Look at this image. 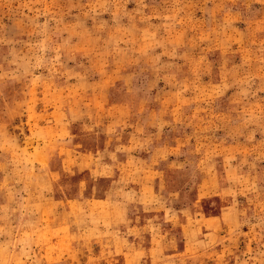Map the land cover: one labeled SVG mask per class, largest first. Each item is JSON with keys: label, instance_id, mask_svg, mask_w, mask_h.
Returning a JSON list of instances; mask_svg holds the SVG:
<instances>
[{"label": "rangeland", "instance_id": "1", "mask_svg": "<svg viewBox=\"0 0 264 264\" xmlns=\"http://www.w3.org/2000/svg\"><path fill=\"white\" fill-rule=\"evenodd\" d=\"M0 264H264V0H0Z\"/></svg>", "mask_w": 264, "mask_h": 264}]
</instances>
